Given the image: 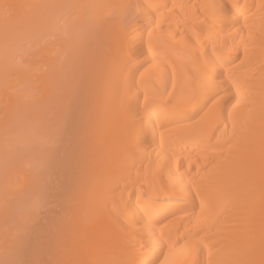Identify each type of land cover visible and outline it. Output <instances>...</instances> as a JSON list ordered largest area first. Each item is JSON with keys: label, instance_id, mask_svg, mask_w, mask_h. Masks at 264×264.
<instances>
[{"label": "bare ground", "instance_id": "6f19581e", "mask_svg": "<svg viewBox=\"0 0 264 264\" xmlns=\"http://www.w3.org/2000/svg\"><path fill=\"white\" fill-rule=\"evenodd\" d=\"M0 264H264V0H0Z\"/></svg>", "mask_w": 264, "mask_h": 264}]
</instances>
